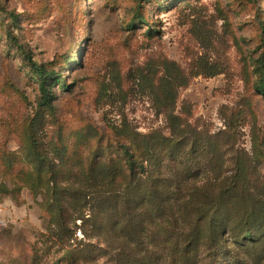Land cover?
Listing matches in <instances>:
<instances>
[{"label":"rangeland","instance_id":"374dc122","mask_svg":"<svg viewBox=\"0 0 264 264\" xmlns=\"http://www.w3.org/2000/svg\"><path fill=\"white\" fill-rule=\"evenodd\" d=\"M263 51L264 0H0V264H264V247L192 241L181 207L116 197L149 184L123 167L133 143L172 193H217L243 163L260 207ZM29 57L61 74L50 104Z\"/></svg>","mask_w":264,"mask_h":264},{"label":"trees","instance_id":"16d2710c","mask_svg":"<svg viewBox=\"0 0 264 264\" xmlns=\"http://www.w3.org/2000/svg\"><path fill=\"white\" fill-rule=\"evenodd\" d=\"M136 21L142 24L148 23L147 19L137 16L131 20L130 25L133 26ZM29 59L39 78L40 90L43 94L42 104H50L52 89L55 84L60 82L61 74L38 64L30 57ZM260 62L264 66V51L260 56ZM259 89L264 93L263 82H261ZM131 144L133 143L121 144L123 167H125L129 176L136 179L139 177V180L143 177L144 181L149 184H147L146 189L138 199L133 196L136 192L133 182L118 190L119 195L116 197H118L125 212H137L141 207H144L148 216L156 214L158 217H164L171 212L174 217L171 210L181 207L182 214L186 218L193 215L197 221L192 229V241L205 239L208 242H214L218 238L228 236L232 240L247 246V248L262 249L264 247V199H259L260 207L253 203L254 193L251 191L257 187L248 177L246 166L243 163L238 164L234 176L225 180L217 193L202 194L201 196L192 193H188V195L180 192L172 193L168 187L170 185L169 180L164 182V180L162 181L155 176L157 173L153 172L151 161L156 158L154 151L148 149L147 153L150 154L148 157L144 154L145 150L138 155ZM261 144H264V140L261 143L259 142L260 146ZM261 155L263 156V153ZM115 166L109 167V174L112 175L111 182H113L115 176L124 177L123 170ZM151 182L155 186H151ZM176 186H180L179 182H176ZM161 187H166V192L158 190ZM262 188L264 189V185ZM195 190L197 189L195 188ZM119 217L121 222L119 224L115 223L125 231L132 220L129 218L125 221L127 218L123 213ZM109 218L112 220L113 216H109ZM166 235L170 237L171 232H166ZM261 253L264 254V252Z\"/></svg>","mask_w":264,"mask_h":264},{"label":"built area","instance_id":"2783aa9c","mask_svg":"<svg viewBox=\"0 0 264 264\" xmlns=\"http://www.w3.org/2000/svg\"><path fill=\"white\" fill-rule=\"evenodd\" d=\"M2 212H1V210H0V214H1Z\"/></svg>","mask_w":264,"mask_h":264}]
</instances>
